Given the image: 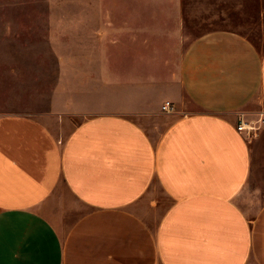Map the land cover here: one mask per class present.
<instances>
[{
	"label": "crops",
	"instance_id": "obj_1",
	"mask_svg": "<svg viewBox=\"0 0 264 264\" xmlns=\"http://www.w3.org/2000/svg\"><path fill=\"white\" fill-rule=\"evenodd\" d=\"M135 6L137 47L183 43L185 0ZM182 48L173 110L145 122L0 102V264H264V48L228 28Z\"/></svg>",
	"mask_w": 264,
	"mask_h": 264
},
{
	"label": "rangeland",
	"instance_id": "obj_2",
	"mask_svg": "<svg viewBox=\"0 0 264 264\" xmlns=\"http://www.w3.org/2000/svg\"><path fill=\"white\" fill-rule=\"evenodd\" d=\"M135 1L0 0V102L33 99L38 109L77 110L74 122L94 111L143 122L145 112L161 110L181 93L182 53L168 50L180 51L190 37L218 28L246 34L264 48V20L250 21L257 18L256 0H185L183 43L152 47L148 41L173 40L146 31V45L137 47L136 23L124 20L136 14ZM57 19L81 26L80 32L63 33Z\"/></svg>",
	"mask_w": 264,
	"mask_h": 264
},
{
	"label": "built area",
	"instance_id": "obj_3",
	"mask_svg": "<svg viewBox=\"0 0 264 264\" xmlns=\"http://www.w3.org/2000/svg\"><path fill=\"white\" fill-rule=\"evenodd\" d=\"M161 110L164 112H170L173 110V103L170 100H166L161 105ZM255 129V125L251 121H246L245 119L241 118L237 125L238 131H244L247 134H250L251 131Z\"/></svg>",
	"mask_w": 264,
	"mask_h": 264
}]
</instances>
